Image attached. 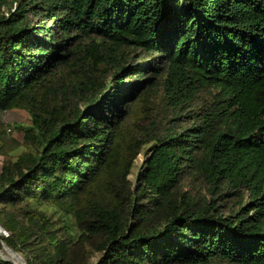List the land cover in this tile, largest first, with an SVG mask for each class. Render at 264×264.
<instances>
[{
    "label": "trees",
    "instance_id": "obj_1",
    "mask_svg": "<svg viewBox=\"0 0 264 264\" xmlns=\"http://www.w3.org/2000/svg\"><path fill=\"white\" fill-rule=\"evenodd\" d=\"M0 156L26 264H264V0H0Z\"/></svg>",
    "mask_w": 264,
    "mask_h": 264
},
{
    "label": "rangeland",
    "instance_id": "obj_2",
    "mask_svg": "<svg viewBox=\"0 0 264 264\" xmlns=\"http://www.w3.org/2000/svg\"><path fill=\"white\" fill-rule=\"evenodd\" d=\"M18 113V112H17ZM3 120H4V129L6 130V133H5V136H6V141H8V143H11V145L15 146L14 144H12L13 142L15 143V141L17 142L18 141V131L16 129V125L15 123L19 120H21V123L18 124V125H21V126H27L29 123L27 121V118L26 116L24 115V113L20 112L18 114H3L2 116ZM1 118V119H2ZM16 148V146H15ZM148 146L145 147L143 149V152L137 157L136 161L134 162V166H133V169L131 171V174L128 176V180L135 184V175L137 173V171L139 169H141L143 166H144V162H145V159L147 157V152H148ZM21 149H24L23 147H18L14 152L13 154H17L19 153V151ZM4 161V157L3 156H0V168L2 166V163ZM44 211H46L47 213H51L53 211V208L51 207H46L43 209ZM5 251L3 250V247L1 245V248H0V255L4 254ZM18 254V253H17ZM22 258L23 256L21 254H19ZM12 256V255H11ZM13 257V256H12ZM24 260V258H23ZM25 261V260H24Z\"/></svg>",
    "mask_w": 264,
    "mask_h": 264
},
{
    "label": "built area",
    "instance_id": "obj_3",
    "mask_svg": "<svg viewBox=\"0 0 264 264\" xmlns=\"http://www.w3.org/2000/svg\"><path fill=\"white\" fill-rule=\"evenodd\" d=\"M9 234L0 227V237L7 238ZM0 264H22L18 260H16L14 257H12L10 254H7L6 252L2 255H0Z\"/></svg>",
    "mask_w": 264,
    "mask_h": 264
},
{
    "label": "water",
    "instance_id": "obj_4",
    "mask_svg": "<svg viewBox=\"0 0 264 264\" xmlns=\"http://www.w3.org/2000/svg\"><path fill=\"white\" fill-rule=\"evenodd\" d=\"M2 247H3V250L7 253V254H10L12 255L15 259H17L19 262H21L22 264H26L25 261L23 260V258L15 253L14 251H12L11 249H9L6 245H4L3 243H1Z\"/></svg>",
    "mask_w": 264,
    "mask_h": 264
},
{
    "label": "bare ground",
    "instance_id": "obj_5",
    "mask_svg": "<svg viewBox=\"0 0 264 264\" xmlns=\"http://www.w3.org/2000/svg\"><path fill=\"white\" fill-rule=\"evenodd\" d=\"M17 260V259H16Z\"/></svg>",
    "mask_w": 264,
    "mask_h": 264
}]
</instances>
